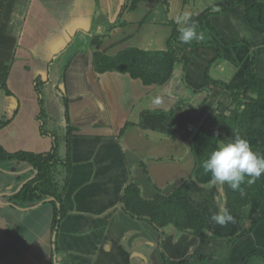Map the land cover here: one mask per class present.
I'll return each mask as SVG.
<instances>
[{"label": "crops", "instance_id": "crops-1", "mask_svg": "<svg viewBox=\"0 0 264 264\" xmlns=\"http://www.w3.org/2000/svg\"><path fill=\"white\" fill-rule=\"evenodd\" d=\"M124 1L0 0V101L2 93L13 100L6 105L10 114L0 104V120L9 118L0 127V145L9 153L49 151L52 140L40 133L41 121L43 130L62 138V159L64 112L56 135L45 99V92L54 94L61 85L73 127L62 198L67 212L58 225L55 247L52 204L25 208L12 199L33 175L29 167L0 170V264H164L162 254L173 262L227 264L250 252L256 253L250 264L258 259L264 264V174L253 182L259 195L251 196L261 202L245 219L241 203L230 202L233 210L225 204L235 192H248L249 178L234 191L227 184L212 185L211 174L201 166L227 141L223 133L204 126L207 115L227 114L234 103L224 84L241 92L244 67L252 57V71L264 79V35L252 30L244 17L245 5L255 0H141L119 16ZM118 17L122 24L100 37L98 48L89 47V38ZM205 17L221 39L206 26ZM171 22L179 31L174 49L186 64L175 62L164 83L144 84L128 73L94 71L96 50L108 56L127 48L165 51ZM191 26L203 29L198 39L211 43L183 44L181 29ZM36 79L45 108L41 120ZM3 81L8 94L1 89ZM63 95H57L61 101ZM126 123L130 126L124 129ZM129 181L148 199L183 184V194L207 213L204 237L176 236L171 224L161 234L130 217L120 205ZM221 206L233 212L234 222L221 226L211 220Z\"/></svg>", "mask_w": 264, "mask_h": 264}, {"label": "trees", "instance_id": "trees-1", "mask_svg": "<svg viewBox=\"0 0 264 264\" xmlns=\"http://www.w3.org/2000/svg\"><path fill=\"white\" fill-rule=\"evenodd\" d=\"M141 0H125L121 6L119 16L125 10L134 9L137 2ZM189 1V0H184ZM244 17L250 28L258 33L264 35V4L256 0L251 5H245ZM122 22L118 19L108 24L105 29L89 38V47L95 45L97 48L100 44V37L105 36L112 28L120 26ZM206 26L219 38L220 36L209 25L207 17H205ZM172 26V33L167 40V47L165 51H144L137 48H127L120 51L115 56H108L96 50L93 53L94 71L102 73L104 71H117L121 73H128L132 78H140L144 84H162L169 77L172 72V67L175 62H181L185 66L186 61L181 59L176 54L174 43L180 42L179 31L174 23ZM197 38H194L188 43H183L186 46L192 47L198 44H209V39L201 40L204 32L203 29L195 28ZM254 58L244 67L245 86L241 92H233L231 88L224 84L225 88L231 91V96L234 103H239L241 99H249V103H245V114L252 120L264 118V79L256 76L252 71ZM1 89L5 94H8V89L5 81L2 82ZM35 90L39 105L38 119L45 115V108L41 90L35 80ZM254 96V98H252ZM63 112L65 117L66 133L65 139V155L61 159L58 156L57 138L43 130L42 122L40 121V133L48 135L52 140V147L47 152L33 153L25 151H17L9 153L0 145V170L16 172L22 167H32L35 174L32 175L19 190L12 195L14 202L21 207H31L40 202H49L53 206V214L51 221L52 230V244L55 247V234L58 229L60 221L66 215L67 209L63 203V194L67 186L68 175L70 173L71 159H70V139L71 131L73 129L70 125L67 116V98L62 96ZM172 110L166 112L170 115ZM226 114L221 115H207L204 119V126L208 132H216L218 128L214 122ZM7 119L0 120V127L8 123ZM130 124L126 123L125 128ZM122 129V131L124 130ZM250 132L247 136L254 137L253 144L258 150L264 149V134L262 130ZM64 169V177H62L59 184L56 176L53 174L57 167ZM33 170H29L33 173ZM120 205L122 210L130 217L146 221L155 230L161 234L162 228L171 224L176 229V236L180 233H188L196 237H204V228L208 221L206 211L194 205L184 194L183 184H179L168 194H157L153 198H144L141 195L139 186L133 181H129L123 188L120 194ZM255 252H250L234 262L233 264H250V259L255 256ZM164 264H190L187 260H180L173 262L162 254ZM198 259H203L199 257ZM214 260H207V264H214Z\"/></svg>", "mask_w": 264, "mask_h": 264}, {"label": "rangeland", "instance_id": "rangeland-1", "mask_svg": "<svg viewBox=\"0 0 264 264\" xmlns=\"http://www.w3.org/2000/svg\"><path fill=\"white\" fill-rule=\"evenodd\" d=\"M62 75H63V69H62V71L58 72V78H59L58 83L59 84H62ZM60 88L56 87L54 90V94L45 92L47 112H48V114H50L52 116L54 122L56 123L55 128H54V133L56 135H58L60 132V129H59L60 123L59 122L61 119V114L63 113L62 112L63 103H62L61 98H60L61 95H63V92H62L63 86L61 85ZM57 95H59L60 97ZM1 97H2L1 98L2 102L0 101V104L3 105V102H4L5 106L4 105L3 106L5 107V110H6L5 113L6 114L12 113L11 108L8 109L6 107V105L9 101H13V100L8 98L10 96H6L3 93H2ZM252 98H254V96H252ZM249 102H250L249 99H241L239 101V103H233L232 106L230 107V109L228 110V113L214 122V125H216V127L218 128V130L216 132L217 133H223L225 135L227 141H231V140L235 139L236 137H241V138L247 140L250 147L252 148V150L255 153H260V152L264 153V149L258 150L255 147V145L253 144V141L255 140V138L247 136L248 133L255 132L254 129L259 130V131L262 130V132L264 134V118H261V119L255 118L254 120H252L251 118H249L248 116L245 115V114H251V113H247L244 110L245 103H249ZM58 138H59L57 140V142L59 141L58 156L60 157L61 152H62L61 149L63 147V145H61V143L63 144V141H62V138H60V136ZM53 174L55 176L57 175L56 179L58 180V182L60 184L61 183V180H60L61 175L62 174L64 175V169L58 166L57 168L54 169ZM246 189L248 190V192H246V194H244L243 192L240 194L239 191L235 190V191H237V192H235L236 194L234 195L233 198H231L230 201L229 200L226 201L225 207L228 210H233V207L231 206L230 202H232V205H236L238 203H241L243 206L242 215H243V217H245V219L246 218L249 219L252 212L256 209V207H255L256 203L259 205V203L261 202V198H256V199L251 198V196H253V195L258 196L260 193L258 191V187L255 183L249 184L248 188H246ZM243 194L245 195V197L249 196V198H250V201H249L250 204L249 205L246 204V201L242 197ZM228 212L234 217V220L237 218V217H235V215H233L232 211H228ZM240 226L241 225H239V227ZM242 226H244V225H242ZM236 261L237 260H232L230 263H227V264H233ZM254 264H262V263H261L260 259H258L255 261Z\"/></svg>", "mask_w": 264, "mask_h": 264}, {"label": "clouds", "instance_id": "clouds-1", "mask_svg": "<svg viewBox=\"0 0 264 264\" xmlns=\"http://www.w3.org/2000/svg\"><path fill=\"white\" fill-rule=\"evenodd\" d=\"M197 38L194 26L181 29V40L188 43ZM206 174L210 173V183L227 184L232 190H238L248 177L253 183L264 174V157L259 156L250 147L247 140L236 137L231 141L219 143L202 161ZM211 220L221 226L234 221V217L223 206L218 213H213Z\"/></svg>", "mask_w": 264, "mask_h": 264}, {"label": "water", "instance_id": "water-1", "mask_svg": "<svg viewBox=\"0 0 264 264\" xmlns=\"http://www.w3.org/2000/svg\"><path fill=\"white\" fill-rule=\"evenodd\" d=\"M29 169H30V170H33L32 167H29ZM34 174H35V171L33 170V175H34ZM28 179H29V178H28ZM28 179H27V180H28ZM27 180H25V181H27ZM25 181H24V182H25ZM24 182H22V183L19 185L18 189L23 185ZM18 189H17V190H18Z\"/></svg>", "mask_w": 264, "mask_h": 264}]
</instances>
